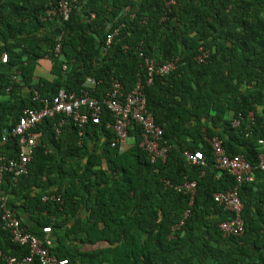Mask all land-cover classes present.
<instances>
[{
  "label": "trees",
  "instance_id": "obj_1",
  "mask_svg": "<svg viewBox=\"0 0 264 264\" xmlns=\"http://www.w3.org/2000/svg\"><path fill=\"white\" fill-rule=\"evenodd\" d=\"M57 1L0 0V155L17 156L11 130L24 109L45 107L59 90L79 95L87 80L98 101L111 80L126 93L141 81L169 149L151 163L136 125L131 145L112 148L105 111L80 138L71 118H43L27 173L0 182V253L28 252L2 229L6 209L66 264H264V171L238 185L207 142L220 138L227 156L253 168L264 155V0H76L67 21L50 20ZM144 58L174 68L145 85ZM185 151H200L206 166ZM236 186L244 232L225 235L219 224L231 214L213 195Z\"/></svg>",
  "mask_w": 264,
  "mask_h": 264
},
{
  "label": "built area",
  "instance_id": "obj_2",
  "mask_svg": "<svg viewBox=\"0 0 264 264\" xmlns=\"http://www.w3.org/2000/svg\"><path fill=\"white\" fill-rule=\"evenodd\" d=\"M76 0H58L55 7L45 12V17L53 20L55 18L67 21L74 8ZM116 32V31H115ZM115 32L106 36V45L110 44ZM60 44L54 47V54H60ZM207 57L206 53L198 56V62H203ZM7 61V55L1 56V62ZM143 68L146 72L145 85L152 83V78L156 75L164 76L174 68V62L157 66L154 61L144 58ZM66 69L65 66L62 67ZM94 81L87 80L83 84V90L79 95L73 92L59 90L52 100H44L45 107L40 109L26 108L22 111L16 125L11 130V134L18 138V151L16 157H6L0 155V182L4 175L11 174L16 179L25 175L28 170V164L31 161L32 149L36 144V137L33 130L43 118L55 115H64L72 119L74 125L78 128V137L83 134V128L86 124H100L103 120V111L109 115L111 121H106L105 125L110 129L114 137L110 142L112 148L124 151L127 148L128 131L136 125L141 132V142L139 147L146 152L151 163L164 162L168 145L163 139V129L158 126L152 113L147 109L146 96L143 90V83L138 81L129 92H124L123 85L118 80H111L110 88L98 101L89 95V90L94 86ZM37 99V93L34 94V100ZM62 124V121L60 122ZM6 135H3L0 144L4 143ZM216 158V167L230 173L236 183L242 184L254 180V169L264 171V155H261L255 168L244 159L242 155L229 157L226 155L222 140L218 137L207 139ZM183 156L193 166L204 168L206 166L204 156L200 151H185ZM184 189L191 195L194 194V183L186 184ZM46 197H43V201ZM2 207L4 205L3 200ZM213 201L223 211L231 214V218L219 224V229L225 235L240 236L244 232V222L241 217L242 203L238 197L237 186L227 192L216 193L213 195ZM264 210V206H263ZM187 213H185V216ZM2 229L7 230L12 235V241L21 247L27 249V254L19 260L10 256H4L0 253V258L8 264H66V259H58L54 254L44 246L43 240L25 233L21 228L19 221L13 213L3 209L1 214ZM42 232L45 234L44 240H48L50 233L49 227H44Z\"/></svg>",
  "mask_w": 264,
  "mask_h": 264
},
{
  "label": "crops",
  "instance_id": "obj_3",
  "mask_svg": "<svg viewBox=\"0 0 264 264\" xmlns=\"http://www.w3.org/2000/svg\"><path fill=\"white\" fill-rule=\"evenodd\" d=\"M38 71H40L42 73V75H45V76H48L49 75L48 74L49 72H48V67L47 66H44L43 68L38 67Z\"/></svg>",
  "mask_w": 264,
  "mask_h": 264
},
{
  "label": "rangeland",
  "instance_id": "obj_4",
  "mask_svg": "<svg viewBox=\"0 0 264 264\" xmlns=\"http://www.w3.org/2000/svg\"><path fill=\"white\" fill-rule=\"evenodd\" d=\"M132 143H133L132 138H128L126 142L127 146L131 145Z\"/></svg>",
  "mask_w": 264,
  "mask_h": 264
}]
</instances>
